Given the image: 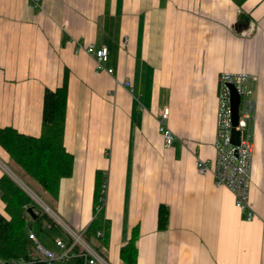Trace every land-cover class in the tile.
Returning <instances> with one entry per match:
<instances>
[{"label":"crops","instance_id":"obj_1","mask_svg":"<svg viewBox=\"0 0 264 264\" xmlns=\"http://www.w3.org/2000/svg\"><path fill=\"white\" fill-rule=\"evenodd\" d=\"M243 11L254 24L249 37L234 0H41V8L0 0V129L40 137L45 92L66 83L64 145L74 168L52 211L86 231L102 171L108 237L90 242L108 264H125L121 248L134 233L137 264H264V0H248ZM91 44L109 49L112 74L97 71L82 47ZM240 73L254 78L252 221L210 169H198L216 157L221 76ZM164 110L176 138L170 148L159 131ZM12 165L0 145V179L46 199ZM49 232L38 240L56 251L64 235Z\"/></svg>","mask_w":264,"mask_h":264},{"label":"trees","instance_id":"obj_2","mask_svg":"<svg viewBox=\"0 0 264 264\" xmlns=\"http://www.w3.org/2000/svg\"><path fill=\"white\" fill-rule=\"evenodd\" d=\"M247 1L234 0L240 8L238 27L241 28V32L250 22L249 16L243 11ZM67 96L66 83L55 91L46 90L40 137H30L14 130L0 129L1 147L10 155L24 179L36 183L46 192L47 197L43 200L52 210L57 200L61 179L70 177L74 168V158L64 145ZM24 179L23 181L26 182ZM106 182L105 174L98 171L94 192V219L85 231V239L88 242L92 238L103 243L107 242L109 224L105 220L104 210L98 211L104 198L103 186ZM0 190L5 203V213L0 212V261L4 263L30 261L32 257H37L35 264H47L37 253L36 243L30 235L34 234L38 238L41 233L56 230L58 233H63L62 240L70 241L69 237L64 234L63 228L57 221L9 175H4L0 179ZM30 207L37 214V219L33 223L28 222L27 209ZM169 215L168 208L164 205L160 206L158 215L160 230L168 227ZM99 232L103 233L102 237L98 236ZM135 235L134 233L132 239L121 248V259L125 264H137ZM74 262L85 264L83 258H78Z\"/></svg>","mask_w":264,"mask_h":264},{"label":"built area","instance_id":"obj_3","mask_svg":"<svg viewBox=\"0 0 264 264\" xmlns=\"http://www.w3.org/2000/svg\"><path fill=\"white\" fill-rule=\"evenodd\" d=\"M36 8H41V0H29ZM254 33V24L242 32V35L249 37ZM125 42H127L125 40ZM89 54L95 57L96 68L98 72H107L112 74V70H108L105 64L109 60V49L102 47L96 49L91 44L82 46ZM251 76L245 73L240 74H223L220 79V93L218 104V134L216 138V157L213 162H198L200 172L211 170L215 176L216 183L220 187L229 189L235 196L236 205L246 215V220L252 221L255 218V212L250 201V186L252 182V159L254 146L252 143L251 122L254 117L255 104L251 99L252 92L250 90ZM129 82H125L129 86ZM229 84H233L239 95L241 96V104L239 109V121L235 127L232 119V107L230 98ZM169 111L164 110L160 120L159 131L164 138L166 147L173 146L176 138L174 133L167 127ZM233 129L241 132L240 145L232 143ZM107 195V182L103 186V200L98 207V211L105 209ZM35 201L37 202L36 198ZM43 209L42 204L37 202ZM45 211H50L49 208ZM59 220V219H58ZM56 220L57 223L61 220ZM66 229L67 236L70 241L56 240L57 250L46 249L34 234L30 238L36 243L37 253L41 259L47 264H64L74 262L78 258H83L85 264H108L97 249L88 241L83 239L85 231L77 232L70 228L64 222H61ZM264 231V228H263ZM99 237L103 236L102 232L98 233ZM37 257H32L30 261H13L0 264H35Z\"/></svg>","mask_w":264,"mask_h":264},{"label":"water","instance_id":"obj_4","mask_svg":"<svg viewBox=\"0 0 264 264\" xmlns=\"http://www.w3.org/2000/svg\"><path fill=\"white\" fill-rule=\"evenodd\" d=\"M230 89L231 107H232V119L233 124L236 127L239 121V109L241 104V96L239 95L236 87L233 84L228 85ZM232 143L234 145H240L241 143V132L233 129L232 131ZM28 214L33 220L37 219V214L35 210L30 207L27 209Z\"/></svg>","mask_w":264,"mask_h":264},{"label":"rangeland","instance_id":"obj_5","mask_svg":"<svg viewBox=\"0 0 264 264\" xmlns=\"http://www.w3.org/2000/svg\"><path fill=\"white\" fill-rule=\"evenodd\" d=\"M12 166H13V168H15L16 169V171H18L19 172V175H21L22 176V174L20 173V171L18 170V168H17V166L12 162ZM33 195V194H32ZM39 196V195H38ZM37 196V197H38ZM37 197H35L34 196V198H36V200H37V202H39L40 204H42L43 205V207L45 208V209H47V208H49L50 209V211H47V213L52 217V218H54L55 220H58L57 218H56V215L54 214V212L52 211V209L45 203V201L40 197V198H37ZM45 209H44V211H45ZM46 212V211H45ZM59 221V220H58ZM58 224L63 228V231H64V234H67V232H66V229L64 228V225L59 221L58 222ZM42 234V233H41ZM43 235H45V238H47L48 236L49 237H52L53 239H55V238H57V237H59V233H58V231H56V230H54L53 231V234L52 235H46V234H43ZM42 235V236H43ZM54 236V237H53ZM48 237V238H49ZM83 239L86 241V239H85V232H84V234H83ZM42 245H44V247L46 248V249H48L47 247V245L43 242L42 243ZM94 246V245H93ZM50 248L52 247V246H49Z\"/></svg>","mask_w":264,"mask_h":264},{"label":"bare ground","instance_id":"obj_6","mask_svg":"<svg viewBox=\"0 0 264 264\" xmlns=\"http://www.w3.org/2000/svg\"><path fill=\"white\" fill-rule=\"evenodd\" d=\"M39 239V238H38Z\"/></svg>","mask_w":264,"mask_h":264}]
</instances>
